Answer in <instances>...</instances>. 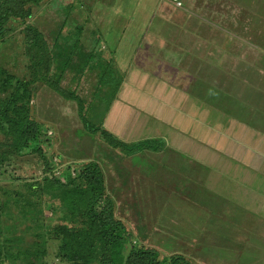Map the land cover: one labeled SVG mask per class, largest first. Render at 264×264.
<instances>
[{"label": "rangeland", "instance_id": "obj_1", "mask_svg": "<svg viewBox=\"0 0 264 264\" xmlns=\"http://www.w3.org/2000/svg\"><path fill=\"white\" fill-rule=\"evenodd\" d=\"M159 1L164 0H153ZM232 1L253 13L251 30L245 40L264 56V0ZM134 3L135 0H45L30 8V17L25 21L7 22L0 38V68L29 84V116L39 126L40 149L51 164L50 175L57 177L67 167L79 169L96 163L103 175L104 198L112 202L115 219L123 224L131 246L154 249L160 259L182 254L192 264H221L226 259L233 262L235 253L240 251L225 249L226 256L232 258H221L212 247L216 245L208 240V231L201 245L185 248V224L190 220L182 217L188 213H179L182 215L178 220L175 199L169 200L171 213L163 223L162 235L152 231L161 214L157 216L153 208L154 192L146 193L152 185L159 187L156 188L158 195L169 192L185 196L213 213L218 211L217 217H221L218 227L223 226L222 213L231 209V205L223 198L219 204L215 202L213 190L215 184L219 187L225 179L223 170L204 166L191 153L173 145V137L165 135L162 125L148 122L145 127L138 126L137 136L131 138V143L150 136H165L168 140L165 151L156 154L144 151L132 157L110 148L99 134L93 135L84 128L87 123L104 128L107 105L112 97H105L107 88L102 80L106 75L102 72L109 67L111 45L120 36L121 24L129 18ZM27 26L42 35L44 53L27 43ZM213 53L217 65H210L213 57L207 56L209 62L194 95L199 100L197 107L193 104L197 110L194 119L199 122L195 128L204 129L194 135L199 144L206 143L202 134L210 125L213 131L218 129L222 133L232 130L230 125L233 131H249L257 129L264 118V74L250 64L244 66L236 57L220 51ZM125 78L132 80L131 75ZM51 82L59 83L66 93H75L82 100L81 114L77 102L56 94L49 87ZM7 97L8 94L0 92V102ZM154 108L155 114L159 113L158 108L164 112L161 107ZM188 108L192 107L188 105ZM7 145L0 131L2 260L6 264H22L18 254L28 251L33 256L39 254L37 264H68L56 256L60 241L54 238L53 231L67 223L80 227V216L76 214L68 220L70 213L61 202L65 193L48 188L45 180L50 176L38 154L11 155ZM232 218L223 223L233 233L227 234L240 236L241 224H233L238 219Z\"/></svg>", "mask_w": 264, "mask_h": 264}, {"label": "crops", "instance_id": "obj_2", "mask_svg": "<svg viewBox=\"0 0 264 264\" xmlns=\"http://www.w3.org/2000/svg\"><path fill=\"white\" fill-rule=\"evenodd\" d=\"M253 18L249 9L232 0H183L181 8L167 0H135L132 13L121 24L120 36L110 50L112 69L120 75L121 83L109 103L103 129L120 142L132 144L138 126L145 127L148 122L162 125L165 135L173 137V145L191 153L200 164L223 170L225 179H220L219 187L215 184L213 189L215 202L219 204L223 198L231 205L222 213L225 222L233 216L238 220L232 223L241 224L240 236L232 237L224 220L223 226L218 227V211L214 210L213 216V211L185 196L169 192L158 195L159 187L149 185L146 193L154 192L153 208L157 216L161 214L152 231L163 232V223L171 213L169 200L175 199L178 220L182 215L179 213H188L182 217L190 220L185 224L186 249L201 245L208 231V240L216 245L212 247L221 258H232L226 256L225 249L240 251L235 253L233 262L226 259L221 264H264V118L257 129L249 131H233L230 125L232 130L222 133L213 131L210 125L202 134L206 143L199 144L194 135L204 129L195 128L199 122L194 119L197 110L193 104L197 107L199 100L194 95L202 83L207 56L213 57L210 65H217L213 52L236 57L244 66L250 64L264 74V56L245 40ZM126 75H131L132 80H125ZM155 106L164 112L158 108L159 113L155 114ZM167 137L150 136L144 140L162 141L164 149L157 153H163Z\"/></svg>", "mask_w": 264, "mask_h": 264}, {"label": "trees", "instance_id": "obj_3", "mask_svg": "<svg viewBox=\"0 0 264 264\" xmlns=\"http://www.w3.org/2000/svg\"><path fill=\"white\" fill-rule=\"evenodd\" d=\"M44 1L0 0V38L9 20L25 21L30 17V8L39 6ZM25 30L29 46L44 53L42 35L32 26H27ZM108 65L109 67L103 69L102 74L106 76L102 81L107 88L105 97L111 95V102L121 83V77L113 71L112 59ZM50 84L52 85L49 87L65 100L76 101L81 114L82 100L78 99L75 93H66L59 83ZM0 92L8 94V97L0 102V131L8 141L9 154L16 156L38 154L50 176V179L45 180L48 188L63 190L65 193L61 202L64 209L70 213L67 215L68 220L76 214L81 218L80 227L69 226L67 223L53 231L54 238L60 241L56 253L60 261L68 264H192L181 255L160 259L159 253L154 249L146 247L136 249L131 246L123 224L115 219L112 202L104 198L103 175L96 163H89L79 169L67 167L64 173L57 177L50 175L51 164L40 149V139L37 135L39 126L29 116L31 101L29 84L0 68ZM107 106L109 107V103ZM84 128L93 135L99 134L100 139L110 148L118 149L130 157L144 151L157 153L165 146L160 140L126 144L99 126L87 123ZM4 160L3 158L2 161ZM2 255L0 250V264H6L2 260ZM18 257L23 261L22 264H37L40 260L39 254L33 256L28 251L19 252Z\"/></svg>", "mask_w": 264, "mask_h": 264}, {"label": "built area", "instance_id": "obj_4", "mask_svg": "<svg viewBox=\"0 0 264 264\" xmlns=\"http://www.w3.org/2000/svg\"><path fill=\"white\" fill-rule=\"evenodd\" d=\"M172 3L176 8H181L183 6L182 0H167Z\"/></svg>", "mask_w": 264, "mask_h": 264}]
</instances>
